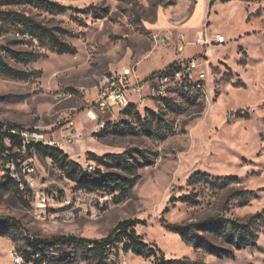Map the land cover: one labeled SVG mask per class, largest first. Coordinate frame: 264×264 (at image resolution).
I'll return each mask as SVG.
<instances>
[{
  "label": "rangeland",
  "instance_id": "obj_1",
  "mask_svg": "<svg viewBox=\"0 0 264 264\" xmlns=\"http://www.w3.org/2000/svg\"><path fill=\"white\" fill-rule=\"evenodd\" d=\"M10 2L0 0V48L7 50L0 57V123L58 137L73 120L77 136L63 152L82 170H99L100 181L132 178L103 156L133 151L152 164L136 172L139 179L120 200L119 193L79 189L34 149L20 155L33 169L32 185L21 189L0 159V183L13 184L0 187V221L19 228L0 236V264H26V239L100 240L122 221L136 224L155 256L124 253L118 245L110 250L112 264H161L162 258L264 264V223L252 219L264 210V0H50L64 7L61 13ZM22 16L53 30L76 52L60 55L46 42L23 39L29 31ZM217 36L224 44H216ZM7 69L23 78L7 76ZM127 71L122 83L130 86L125 95L135 109L97 132L87 101L119 84ZM196 173L200 179L190 182ZM42 192L54 194L45 207L36 200ZM188 195L191 201L183 202ZM220 219L249 224L255 246L220 259L165 226ZM199 234L213 249L233 250L220 237ZM62 251L49 249L52 264L95 262L73 248Z\"/></svg>",
  "mask_w": 264,
  "mask_h": 264
},
{
  "label": "trees",
  "instance_id": "obj_2",
  "mask_svg": "<svg viewBox=\"0 0 264 264\" xmlns=\"http://www.w3.org/2000/svg\"><path fill=\"white\" fill-rule=\"evenodd\" d=\"M11 1L10 3L21 4V5H31L43 9L54 10L57 13H61L64 9L63 6L58 4H53L50 0H5ZM221 2H228L232 0H220ZM23 23L22 26L28 29V34L32 39H36L39 44L47 43L48 47L56 52L57 54H68L73 55L76 50L70 44L60 41L57 36L53 33V30L43 26L42 24L36 22L33 19L26 18L22 16ZM7 52V50H5ZM1 57V56H0ZM35 56L29 55L28 61H34ZM172 67V66H170ZM7 76L14 79H22L23 76L21 73L13 72L12 70H6ZM135 109V105L129 104V106L124 110L130 111ZM123 111V112H124ZM4 126H7L9 129L20 130L23 129L20 126L3 124L0 123V159L2 154L7 153L8 158H17L19 155L12 154L13 148L17 147L18 152L21 153V142L20 139L16 136L11 135L8 132L2 133ZM5 139L11 141V147L6 148L3 145ZM34 149L37 153L41 154L44 157H48L52 162L57 165V167L65 174V176L74 182L79 189H83L86 192H102L105 195H114L119 193L116 199H123L128 196L130 189L133 187L139 177L136 175V172L144 167L150 166L152 163L145 157L143 154H133L130 152H125L121 155L115 156H103L102 158H108L111 162L121 167L125 172L131 175V179H126L123 176H114L113 180H99L101 173L99 170H94L91 173L85 172L81 167L70 161L67 154L63 150L53 149L41 144L36 146H28L25 151ZM101 159V158H100ZM130 159H133V162H130ZM95 176L94 178L92 175ZM108 177V176H107ZM200 179L199 173L194 174L189 180ZM203 179V178H202ZM11 181L0 183V187L7 188ZM13 186V184H12ZM183 202L191 201V196H184L182 198ZM252 219L261 220L264 223V210L262 214L255 215ZM136 224L131 221H122L119 222L110 233L100 239L92 240L87 238L75 237V236H56L49 240L46 239H26L24 242L25 252L21 256V259L26 264H52V259L49 258V249L55 248L57 251L62 252L65 248H73L76 253H81L84 258H90L91 256L95 259L93 264H110L108 259V254L112 248L120 245V250L124 253L131 252L133 255L140 256L143 258H149L150 256H155L150 245L143 241L142 236L138 235L135 231ZM166 228L181 237V240L186 245H191L194 248L203 247L208 249L213 255L218 258H227L231 259L234 256V251H241L245 248L255 246V236L253 234V229L249 224L238 223L237 221H203L197 224H190L184 227H179L174 224H166ZM19 230L16 222H1L0 221V236L6 231ZM199 232L209 233L215 238H222L225 243L231 246L233 249L230 253L222 249H213L212 244L208 239L199 234ZM159 251V250H158ZM66 250L64 251L65 255ZM61 255L60 257H63ZM60 259V258H59ZM65 259L55 260L64 261ZM175 260L165 261L161 260V264H173ZM56 263V264H57Z\"/></svg>",
  "mask_w": 264,
  "mask_h": 264
},
{
  "label": "built area",
  "instance_id": "obj_3",
  "mask_svg": "<svg viewBox=\"0 0 264 264\" xmlns=\"http://www.w3.org/2000/svg\"><path fill=\"white\" fill-rule=\"evenodd\" d=\"M25 40H30L28 34H23L22 36ZM32 41L36 44V40L32 39ZM225 39L223 36H217L216 44L221 45L224 44ZM207 43V42H206ZM6 53L5 50H1L0 48V56H3ZM197 66L196 62H192L190 64V69H194ZM130 73L127 71L122 76L119 84H112L111 88L105 92H103L98 98L92 102L87 101L88 108V117L90 121H95V128L97 132L103 131L106 127L107 122L112 121L116 115L120 112H123L130 103L127 99L125 93L129 87H125L122 83V80L125 81L127 84L128 77ZM133 92L139 93L140 88L132 87ZM107 118V120L103 119V117ZM8 132L13 136H16L20 139L21 142V149L25 151L28 146H36L37 144H41L42 146H46L53 149L63 150V148H67L71 146L76 138V127L73 120H67L65 126L61 129L60 134L58 137L55 136H45L42 132H38L36 130H28V129H20V130H13L9 129L7 126H4L2 129V133ZM3 145L6 148L11 147V141L9 139H5ZM21 151V153H22ZM17 147L13 148L12 154L19 155L17 158H8L7 153L5 152L1 156V160L6 162L9 165L8 170H10L8 176L12 179L17 186L21 189H24L25 185H32L30 184L28 177L33 173V169L31 166L25 163V158H23L21 153H17ZM83 171L90 173L92 167L86 165L83 168ZM89 193V192H88ZM54 194H48L46 192H42L36 196V200L40 207H45L49 204L50 200L53 199ZM107 261L112 264L110 253L108 254Z\"/></svg>",
  "mask_w": 264,
  "mask_h": 264
}]
</instances>
